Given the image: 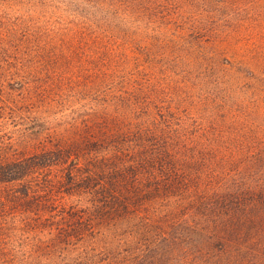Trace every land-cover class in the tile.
Listing matches in <instances>:
<instances>
[{
  "label": "rangeland",
  "instance_id": "374dc122",
  "mask_svg": "<svg viewBox=\"0 0 264 264\" xmlns=\"http://www.w3.org/2000/svg\"><path fill=\"white\" fill-rule=\"evenodd\" d=\"M0 54L8 152L88 167L173 128L188 178L105 207L55 165L58 199L11 216L0 264H264V0H0Z\"/></svg>",
  "mask_w": 264,
  "mask_h": 264
},
{
  "label": "trees",
  "instance_id": "16d2710c",
  "mask_svg": "<svg viewBox=\"0 0 264 264\" xmlns=\"http://www.w3.org/2000/svg\"><path fill=\"white\" fill-rule=\"evenodd\" d=\"M4 86L5 82L0 78V118H4L7 108L3 103ZM146 132L151 134V138L147 137L148 143L142 144L141 155L113 163L108 160L106 162L104 157L101 159L102 156H95L88 167H82L78 156L67 158V151L60 146L15 155L0 145V229L8 226L12 215L27 209L26 212L38 217L36 213L46 203L58 199V196L55 197L57 193H54L57 180L51 175L55 165L63 170V181L66 180L68 185L67 190L61 193L93 194V204L105 207L114 197L117 199L122 185L140 196L144 192L140 186L145 175L150 193L152 189L161 191L162 188L173 189L184 184L188 178L181 167L186 159L182 149L187 147L183 134L173 128L161 133ZM137 135L141 137L142 133L138 132ZM147 199L141 196L139 200L144 202ZM77 210L78 207L70 206L66 212L79 219L81 214Z\"/></svg>",
  "mask_w": 264,
  "mask_h": 264
}]
</instances>
